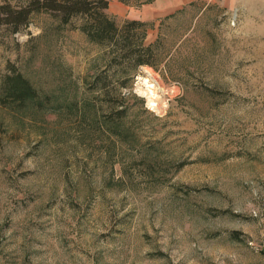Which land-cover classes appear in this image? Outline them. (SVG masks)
I'll return each mask as SVG.
<instances>
[{
    "label": "rangeland",
    "instance_id": "1",
    "mask_svg": "<svg viewBox=\"0 0 264 264\" xmlns=\"http://www.w3.org/2000/svg\"><path fill=\"white\" fill-rule=\"evenodd\" d=\"M108 2L123 51L0 24V264H264V0Z\"/></svg>",
    "mask_w": 264,
    "mask_h": 264
},
{
    "label": "trees",
    "instance_id": "2",
    "mask_svg": "<svg viewBox=\"0 0 264 264\" xmlns=\"http://www.w3.org/2000/svg\"><path fill=\"white\" fill-rule=\"evenodd\" d=\"M109 5L108 0H29L24 6H14L10 2L0 1V24L13 25V31H19L23 26L29 24L30 17L34 12H49L60 17L62 23H69L75 17H84L85 22L79 27L90 40L102 44L112 45V50H125L133 45L131 30L119 27L116 22L106 13ZM133 25L138 21L130 22ZM129 25V24H128ZM142 47V48H141ZM132 48L135 57V66L151 64L141 54L142 51L150 52V48ZM117 59V58H114ZM3 103L26 105L28 102L43 103L40 91L33 83L23 75L14 70L7 74L2 83ZM7 100V101H6Z\"/></svg>",
    "mask_w": 264,
    "mask_h": 264
},
{
    "label": "bare ground",
    "instance_id": "3",
    "mask_svg": "<svg viewBox=\"0 0 264 264\" xmlns=\"http://www.w3.org/2000/svg\"><path fill=\"white\" fill-rule=\"evenodd\" d=\"M149 86L151 87L149 88ZM152 88H153V85H147V89L144 92L147 94L149 104L152 107L156 108L158 106V103L156 102V99L154 97L155 92Z\"/></svg>",
    "mask_w": 264,
    "mask_h": 264
},
{
    "label": "clouds",
    "instance_id": "4",
    "mask_svg": "<svg viewBox=\"0 0 264 264\" xmlns=\"http://www.w3.org/2000/svg\"><path fill=\"white\" fill-rule=\"evenodd\" d=\"M143 83L147 85V81H143ZM150 87H151V86H149V88H150ZM136 91L138 92L139 95H141V96L144 95V93H143V92H140V90H139L138 88L136 89Z\"/></svg>",
    "mask_w": 264,
    "mask_h": 264
}]
</instances>
